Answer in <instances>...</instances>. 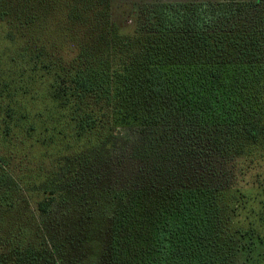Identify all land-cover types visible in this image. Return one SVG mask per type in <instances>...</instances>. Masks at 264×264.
I'll use <instances>...</instances> for the list:
<instances>
[{
    "label": "trees",
    "instance_id": "trees-1",
    "mask_svg": "<svg viewBox=\"0 0 264 264\" xmlns=\"http://www.w3.org/2000/svg\"><path fill=\"white\" fill-rule=\"evenodd\" d=\"M238 1L153 3L143 32L129 44L112 21L110 0H0V23L55 67V83L40 96L47 133L54 134L55 103L75 118L78 137L108 125L145 128L144 159L153 160L116 233L108 230L106 264H115L116 254L125 255V264H218L211 227L214 219L223 223L225 185H212L203 173L187 177L181 162L167 164L203 162L260 133L264 52L246 21L255 19ZM154 127L166 128L172 139L152 137ZM52 203L45 198L38 211L48 212ZM10 250L0 247V264H24L32 255L29 248Z\"/></svg>",
    "mask_w": 264,
    "mask_h": 264
},
{
    "label": "rangeland",
    "instance_id": "rangeland-1",
    "mask_svg": "<svg viewBox=\"0 0 264 264\" xmlns=\"http://www.w3.org/2000/svg\"><path fill=\"white\" fill-rule=\"evenodd\" d=\"M170 1L110 0L122 40H138L149 5ZM238 2L255 19L246 21L258 32L264 52V0ZM24 47L17 34L0 23V247L8 252L10 246L29 248L32 255L23 258L24 264H106L108 230L116 233L118 217L126 211L134 186L145 183L144 173L153 160L144 159L145 128L137 123L108 125L78 137L75 118L66 105L55 103L54 134L47 133L40 96L46 97L45 85L54 84L58 76L48 60L40 62ZM262 105L256 139L236 141L222 155L211 151L203 162L172 158L175 162L167 164H181V173L193 180L203 173L212 185H225L223 223L214 219L211 227L218 264H264ZM165 129L154 127L152 137L167 138ZM8 139L20 141L10 145ZM49 197L53 203L48 212L38 211L39 202ZM124 256L116 254L115 264H125Z\"/></svg>",
    "mask_w": 264,
    "mask_h": 264
}]
</instances>
